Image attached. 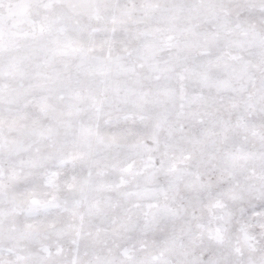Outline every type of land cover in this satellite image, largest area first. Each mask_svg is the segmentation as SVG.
Instances as JSON below:
<instances>
[{"label": "snow or ice", "instance_id": "1", "mask_svg": "<svg viewBox=\"0 0 264 264\" xmlns=\"http://www.w3.org/2000/svg\"><path fill=\"white\" fill-rule=\"evenodd\" d=\"M0 264H264V0H0Z\"/></svg>", "mask_w": 264, "mask_h": 264}]
</instances>
